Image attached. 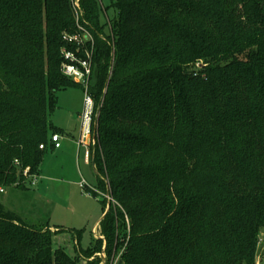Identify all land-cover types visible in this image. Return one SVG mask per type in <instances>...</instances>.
Listing matches in <instances>:
<instances>
[{
  "label": "trees",
  "instance_id": "16d2710c",
  "mask_svg": "<svg viewBox=\"0 0 264 264\" xmlns=\"http://www.w3.org/2000/svg\"><path fill=\"white\" fill-rule=\"evenodd\" d=\"M80 4L90 59L63 40L77 34L69 0H0V187L25 189L15 160L37 175L57 93L80 86L61 72L64 47L89 62L90 156L110 198L102 238L82 249V231L70 234L71 255L53 248L48 222L28 225L0 203V264H101L102 247L104 264H255L264 0H109L103 23L98 0Z\"/></svg>",
  "mask_w": 264,
  "mask_h": 264
},
{
  "label": "rangeland",
  "instance_id": "374dc122",
  "mask_svg": "<svg viewBox=\"0 0 264 264\" xmlns=\"http://www.w3.org/2000/svg\"><path fill=\"white\" fill-rule=\"evenodd\" d=\"M98 1L102 6L101 23L108 22V15L112 14L111 10H105L109 6V0ZM80 3L81 0H69L77 34L69 35L64 32L63 40L67 42L64 36L75 37L76 46H78L77 50H82L87 59H90L91 51L86 45L88 43L92 45L93 40L91 33L86 27L88 23L83 19V10ZM105 31L108 32L106 28ZM76 59L82 61L78 58ZM87 65L89 66V62H87ZM65 77L73 82L70 77ZM84 97L85 93L81 86H71L57 93L56 112L54 111V115L52 114L49 120L53 127H59L63 131L68 130V132L73 133L74 138L69 141L61 138L60 143L63 144V147L59 153L55 150L52 152L49 144L47 149L42 151L44 153L39 164L41 169L40 178L36 181V186H31L29 191L34 197L23 196L19 192L9 191L10 188L4 189L0 187L4 192L8 191V195L0 193L1 204H3V200H6L8 208H14L23 220L18 216L19 219L28 225H45L48 222L50 228L48 230L44 229L43 232L51 234L53 248H62L71 255H74L73 248L76 247V243L70 234L75 235L76 231H82L80 239V247L82 249L89 246L91 238H102L98 224L103 216V210L98 201L100 198L104 199L106 204L110 201L103 189L96 190L94 196L91 194L94 189L93 186L97 184V178L91 165L87 163V157L89 156L87 147L83 143L79 144L80 123L74 117L77 113H82ZM53 134H60V132L57 130L54 132L50 131L47 136L49 137ZM40 146L38 147L39 149ZM79 149H81V152L78 155ZM14 164L21 175L24 174L25 170L30 173L28 166L20 169L17 160L14 161ZM82 181H85L86 184L84 188L80 186ZM25 186H27V183ZM64 230L67 232H64ZM259 237L261 240L257 243L255 264H264V231L261 232ZM102 255H104L103 258ZM95 257L105 259L104 247L94 255ZM92 259L91 257L88 260L91 261ZM118 260L117 257L114 264ZM79 264L86 263L84 260H80Z\"/></svg>",
  "mask_w": 264,
  "mask_h": 264
},
{
  "label": "built area",
  "instance_id": "2783aa9c",
  "mask_svg": "<svg viewBox=\"0 0 264 264\" xmlns=\"http://www.w3.org/2000/svg\"><path fill=\"white\" fill-rule=\"evenodd\" d=\"M64 39L67 42L76 41L75 37L64 36ZM63 63L61 66V71L65 76H68L72 81L80 85L85 93L84 97V109L80 114V138L79 144L82 143L87 147L88 153L90 154V148L94 145V127L96 125L97 109L94 104V101L88 91V81L90 70L86 61H78L74 54L71 51L66 49L62 50ZM60 135L53 134L50 136L49 143L53 148L58 149L60 147ZM40 149H44V146L41 145ZM23 176L26 179L31 181V184L36 182L37 176L31 175L28 173V170L24 171ZM81 188L86 186L85 181L80 183ZM4 190L0 188V193H3ZM104 255H102V258Z\"/></svg>",
  "mask_w": 264,
  "mask_h": 264
},
{
  "label": "crops",
  "instance_id": "0c3cea01",
  "mask_svg": "<svg viewBox=\"0 0 264 264\" xmlns=\"http://www.w3.org/2000/svg\"><path fill=\"white\" fill-rule=\"evenodd\" d=\"M55 112H56V110H55ZM54 112V113H55ZM54 113H53V115H54ZM78 121H79V123H80V113L78 114L77 113V115H75L74 116ZM54 128H56L58 131H60V137L61 138H64L65 140H67V141H69V140H72L74 137H73V133H71V132H68V130H66V131H63L62 129H60L59 127H55L54 126ZM63 147V144L62 143H60V147L58 148V149H55V148H53L52 147V145L50 144V149H51V151L53 152L54 150L56 151V152H58L59 153V151L61 150V148ZM80 152H81V149H79L78 150V155L80 154ZM85 162V161H84ZM86 163V162H85ZM87 163L88 164H90L91 165V167H92V169H93V171H94V174H95V176H96V178H97V174L95 173V169H94V166H93V164H92V162H91V156H90V154H89V156L87 157ZM40 171H41V169H40V167H39V171H38V173H37V179H36V181L38 180V178H40V176H39V174H40ZM27 186H25V189H23V190H21V189H15V188H12V189H9V191L11 190V191H14V192H19L20 194H22L23 196L25 195V196H28V197H31V196H33L34 197V195L33 194H31L29 191H30V188H31V186H36V184H37V182H35L34 184H31V181L29 180V179H27ZM25 183V184H26ZM93 188H94V190L96 191L97 189H96V185L95 186H93ZM7 192L8 191H5V192H3L2 194H4V195H8L7 194ZM33 197H31V198H33ZM3 202V205H4V207L6 208V209H8L9 211H11V212H14L15 211V209L13 208H8V204H6V200H3L2 201ZM11 207V206H10ZM16 215H18L17 213H16V211L14 212ZM103 214V213H102ZM19 216V215H18ZM21 219H22V217L21 216H19ZM102 218V217H101ZM101 218H100V220H101ZM23 220V219H22ZM100 223V222H99ZM49 224V223H48ZM50 225V224H49ZM52 227H55V226H52ZM98 227H99V224H98ZM57 228H59V227H57ZM86 263V262H85ZM102 264V263H101ZM104 264V263H103Z\"/></svg>",
  "mask_w": 264,
  "mask_h": 264
},
{
  "label": "water",
  "instance_id": "95a60500",
  "mask_svg": "<svg viewBox=\"0 0 264 264\" xmlns=\"http://www.w3.org/2000/svg\"><path fill=\"white\" fill-rule=\"evenodd\" d=\"M106 197H108V194H107V193H106ZM109 204H110V203L108 202V203H107V208H106L105 213L103 214L101 220L104 218L105 214L107 213V211H108V209H109ZM101 220H100V221H101ZM101 263H102V264L104 263V260H103V259H101ZM117 264H121V262L118 261Z\"/></svg>",
  "mask_w": 264,
  "mask_h": 264
}]
</instances>
